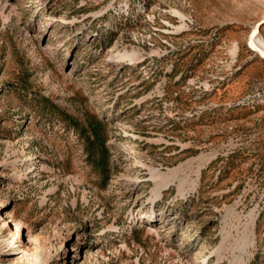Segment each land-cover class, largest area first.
<instances>
[{
	"label": "rangeland",
	"instance_id": "374dc122",
	"mask_svg": "<svg viewBox=\"0 0 264 264\" xmlns=\"http://www.w3.org/2000/svg\"><path fill=\"white\" fill-rule=\"evenodd\" d=\"M262 20L0 0V264H264Z\"/></svg>",
	"mask_w": 264,
	"mask_h": 264
},
{
	"label": "water",
	"instance_id": "95a60500",
	"mask_svg": "<svg viewBox=\"0 0 264 264\" xmlns=\"http://www.w3.org/2000/svg\"><path fill=\"white\" fill-rule=\"evenodd\" d=\"M264 20L258 22L250 31L248 38H247V46L249 49L257 53L261 58L264 59V51L261 50L258 45L256 44L255 38L260 30L261 24Z\"/></svg>",
	"mask_w": 264,
	"mask_h": 264
},
{
	"label": "bare ground",
	"instance_id": "6f19581e",
	"mask_svg": "<svg viewBox=\"0 0 264 264\" xmlns=\"http://www.w3.org/2000/svg\"><path fill=\"white\" fill-rule=\"evenodd\" d=\"M259 47V46H258ZM261 50H263L264 51V49L263 48H261V47H259Z\"/></svg>",
	"mask_w": 264,
	"mask_h": 264
}]
</instances>
